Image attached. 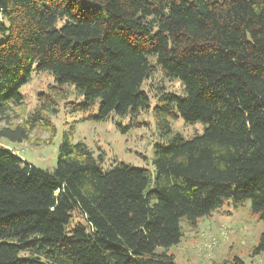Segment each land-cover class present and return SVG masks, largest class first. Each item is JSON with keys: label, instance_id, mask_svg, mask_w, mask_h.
<instances>
[{"label": "trees", "instance_id": "16d2710c", "mask_svg": "<svg viewBox=\"0 0 264 264\" xmlns=\"http://www.w3.org/2000/svg\"><path fill=\"white\" fill-rule=\"evenodd\" d=\"M0 35V139L10 142L53 135L61 101L96 105L82 117L93 122L135 115L155 66L183 86L155 107L171 137L154 144L152 180L121 162L103 169L73 126L52 170L0 144V264H177L168 248L182 218L194 227L231 200L264 222V0H0ZM33 72L54 82L10 125ZM170 118L205 127L184 139Z\"/></svg>", "mask_w": 264, "mask_h": 264}, {"label": "rangeland", "instance_id": "374dc122", "mask_svg": "<svg viewBox=\"0 0 264 264\" xmlns=\"http://www.w3.org/2000/svg\"><path fill=\"white\" fill-rule=\"evenodd\" d=\"M53 82L47 72H33L30 80L20 88L24 96L23 104L8 115L10 125L22 121L32 112L39 104L38 93L47 92V86ZM65 88L69 93L67 100H78L73 86ZM141 90L148 96V107L139 109L133 116L93 122L82 117L88 113L95 114L96 105L82 113L69 110L61 101L57 113L51 115L55 129L53 135L47 131L34 130L27 141L17 143L1 138L0 144L13 150L22 160L38 168L52 170L63 134L73 126L72 141H83L95 156L101 155L103 169L121 162L146 169L152 180L154 144H167L171 137L160 133L155 107L162 104L159 98L163 92L183 95V86L179 79L163 75L160 68L155 66L150 76L143 80ZM115 119L122 124H129V128L121 133L113 124ZM169 123L173 132L179 133L184 139L200 134L205 127L203 122L188 123L181 118H170ZM37 140L39 142L36 144ZM179 224L182 237L179 243L168 248L177 264H264V251L254 252L264 232V222L252 214L248 201L234 205L229 200L209 216L199 218L194 227L185 218Z\"/></svg>", "mask_w": 264, "mask_h": 264}]
</instances>
